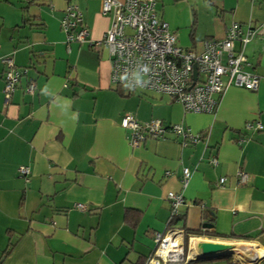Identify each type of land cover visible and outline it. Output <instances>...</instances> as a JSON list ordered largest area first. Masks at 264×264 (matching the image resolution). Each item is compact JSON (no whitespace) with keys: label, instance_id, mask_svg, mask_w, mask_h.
I'll return each instance as SVG.
<instances>
[{"label":"crops","instance_id":"crops-1","mask_svg":"<svg viewBox=\"0 0 264 264\" xmlns=\"http://www.w3.org/2000/svg\"><path fill=\"white\" fill-rule=\"evenodd\" d=\"M69 2L88 39H102L111 17L100 0H0V264H143L154 234L169 227V191L184 199L176 227L247 242L244 261L264 264V0H156L176 43L194 52L232 21L258 30L243 47L257 88L227 86L213 112H184L167 94L113 84L104 45L66 41L60 19ZM4 56L25 69L7 102ZM125 113L199 137L182 143L167 130L133 147L119 124Z\"/></svg>","mask_w":264,"mask_h":264},{"label":"built area","instance_id":"built-area-1","mask_svg":"<svg viewBox=\"0 0 264 264\" xmlns=\"http://www.w3.org/2000/svg\"><path fill=\"white\" fill-rule=\"evenodd\" d=\"M155 3L156 0H100V12L111 17L100 40L88 39L81 10L74 2L66 5L60 27L67 42L89 40L94 47L104 45L107 48L113 84L167 94L182 105L184 112H213L219 101L217 96L229 85L247 90L257 88L259 75L247 69L249 62L243 47L258 30L232 21L223 37L205 41L203 49L194 52L176 43L175 33L156 15ZM1 60L5 64L3 94L7 102L25 69L17 68L10 56ZM193 65L197 71L195 78ZM33 89L34 84L30 81L27 90ZM119 124L133 147L149 137L161 138L167 130L179 136L182 143L187 139L194 142L199 137L180 123L164 124L158 118L139 121L130 113H125ZM256 127L261 128V125L257 123ZM212 161L216 160L213 158ZM18 172L28 181V166H18ZM189 173L188 168H182L183 183ZM237 177L238 182L243 183L247 174L239 169ZM223 180L221 177L219 182ZM167 198L171 205L170 218L177 216V207L184 202L183 196L169 191ZM75 206L86 208L83 203H75ZM192 236L176 226L156 232L154 249L144 264H185L190 258L188 244Z\"/></svg>","mask_w":264,"mask_h":264},{"label":"water","instance_id":"water-1","mask_svg":"<svg viewBox=\"0 0 264 264\" xmlns=\"http://www.w3.org/2000/svg\"><path fill=\"white\" fill-rule=\"evenodd\" d=\"M193 78H195L197 71L196 66L193 65L192 70ZM210 224L202 223V227L206 228ZM201 237V236H196ZM234 247V243L229 239H216V238H207L203 237L196 242V248L198 250V254L194 257L188 258V260H199V259H209V258H219L221 256L233 254L231 249ZM255 260H252L253 264Z\"/></svg>","mask_w":264,"mask_h":264},{"label":"bare ground","instance_id":"bare-ground-1","mask_svg":"<svg viewBox=\"0 0 264 264\" xmlns=\"http://www.w3.org/2000/svg\"><path fill=\"white\" fill-rule=\"evenodd\" d=\"M200 240L198 237L192 236L189 239V244H188V256L189 257H194L195 255L198 254V250L196 248V242ZM234 247L231 249L234 257L238 259L242 264H249L250 261H244L246 260V256H250V246L247 242H242V241H233Z\"/></svg>","mask_w":264,"mask_h":264},{"label":"trees","instance_id":"trees-1","mask_svg":"<svg viewBox=\"0 0 264 264\" xmlns=\"http://www.w3.org/2000/svg\"><path fill=\"white\" fill-rule=\"evenodd\" d=\"M194 15V17H193V25H194V23H195V13L193 14ZM192 30H193V28H192ZM179 219V216H173V217H171L170 219H169V221H168V224H167V227L168 226H175L174 224L176 223V220H178ZM183 230H184V232H185V234H189V233H193V234H197V235H200V234H206V233H202L200 230H188L187 228H185L184 226H183V228H182ZM206 235H208V234H206ZM212 235H217V234H212ZM246 239H248V238H246ZM221 258L222 259H224V260H226V262L228 263V264H231V258H230V256L229 255H225V256H221ZM214 258H209V259H199V262L200 261H204V260H213ZM146 261V260H145ZM193 261H195V260H193ZM189 262H191V261H188V262H186L185 264H187V263H189ZM144 264V263H143Z\"/></svg>","mask_w":264,"mask_h":264},{"label":"rangeland","instance_id":"rangeland-1","mask_svg":"<svg viewBox=\"0 0 264 264\" xmlns=\"http://www.w3.org/2000/svg\"><path fill=\"white\" fill-rule=\"evenodd\" d=\"M204 237H207L208 238V236H204ZM201 238H203V237H201ZM209 238H212V237H209ZM235 240H238V239H235ZM153 244H154V242H153ZM229 256H230L231 260L233 259V260L237 261L233 254H230ZM196 262L197 261H191V262H189L187 264H195Z\"/></svg>","mask_w":264,"mask_h":264}]
</instances>
